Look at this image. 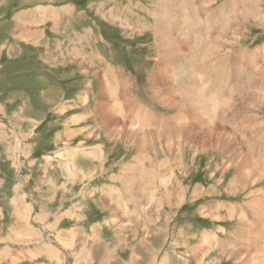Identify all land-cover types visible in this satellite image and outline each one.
Segmentation results:
<instances>
[{
	"label": "rangeland",
	"instance_id": "374dc122",
	"mask_svg": "<svg viewBox=\"0 0 264 264\" xmlns=\"http://www.w3.org/2000/svg\"><path fill=\"white\" fill-rule=\"evenodd\" d=\"M162 1L0 0V264H260L261 259L264 264V209L254 204L255 192L264 190V146L258 147L261 141L264 144V86L258 88L244 76L243 92L238 95L246 92L243 99L247 100L241 105L227 91L223 92L227 96L220 95L226 103L229 99L228 109L240 111L242 126L236 127L243 131L238 136L233 130L225 135L227 153L213 149L214 138L202 142L204 150L185 142L177 144L167 135L148 134L134 143L126 139L125 114L117 97H108L105 90L100 96L106 79L110 86L120 82L117 96L130 93L158 117L178 115L175 107L159 103L149 87L159 61L153 13ZM225 1L232 2L230 18L237 17L235 0H186L179 9L191 18L179 28L173 25L181 50L172 56L196 62V85L206 82L202 72L208 77L219 73L223 78V72L231 70L229 62L210 51L202 54L195 45L200 19L208 25L215 23L210 8H219ZM258 4V16L232 19L236 30L222 37V53L233 52L235 57L237 51L253 54L264 47V0ZM37 9L39 14L45 9L49 18L54 17L51 11L58 12L59 23L42 25ZM198 12L201 18L195 19ZM23 13L26 20L35 22L36 27L24 25L32 31L35 28L34 36H18L15 23ZM73 43L80 50L78 56L72 54ZM83 53L94 56L93 72L83 66ZM262 58L239 60L251 75L264 64ZM107 72L105 79L102 74ZM178 72L175 83L181 84L184 72L182 68ZM255 89L263 95L248 98ZM99 98L120 120L116 137H109L100 122ZM202 105L193 114L195 124L202 125L203 116L210 112V105ZM125 110L132 111L130 104ZM137 119L132 111L125 126H135ZM239 141L256 143L254 154L248 155L251 164L244 160V165L232 167L228 153L237 156ZM137 160L145 162L146 177L154 170L159 182H165V192L177 193L151 201L153 189L150 196L144 195L137 187L138 176L129 182L130 196L119 199L114 192L126 170L142 169L130 166ZM158 183L155 191L161 193L164 187ZM135 201L143 213L130 212ZM202 238L208 245L199 254Z\"/></svg>",
	"mask_w": 264,
	"mask_h": 264
},
{
	"label": "bare ground",
	"instance_id": "6f19581e",
	"mask_svg": "<svg viewBox=\"0 0 264 264\" xmlns=\"http://www.w3.org/2000/svg\"><path fill=\"white\" fill-rule=\"evenodd\" d=\"M162 2L163 3L159 4V7L157 8V10L155 12L156 14L153 13L154 14L153 16L155 17L154 34H155L156 42H157V44H155V45H157L159 61H158V64L155 65V68L152 70V74L149 77V79H150L149 87H150L151 91L153 92L154 96L158 99L159 103L161 102L162 104H164V106L166 105L169 108L175 107L178 111V115L175 114V115L170 116V117H166L165 115H160V117H158V113H156L155 111H153L149 107H146V106L139 104L136 101V99H134L130 95V93L124 92L123 96H122V94H121V96H117V93H118L117 88L119 89L120 82H117L116 85L111 82V86H110V84L107 82V79H106L107 75H109V72H107L106 74H102L103 78H104V75L106 76L105 77L106 82L102 86V93L100 91V96L102 98V94L105 90V91H107L108 97H112V96L117 97L116 100H117V102H119L122 109L124 110L123 114H125L124 128L127 129L126 130V137H127L126 139L133 141L134 143H138V141H140V139H144L149 134L150 136L157 137V138H166L168 136L170 139H172L177 144H181L182 142H185V143H188L189 145L192 144L193 146L200 147L199 150H204L205 146L202 144V142H205L207 139L213 140V138H214L215 139L214 142H212L210 140L213 149H218L220 151V153H224L228 150L226 147V143H228L227 142L228 140L225 138V135L227 136L228 131L233 130L232 132H237V134L234 133V135H237V136H238V133L242 134L243 131L240 130L241 128H237L238 127L237 125H241V123L238 119L240 117V111L228 109L227 103H229V99H228V102L226 103V101L224 99H222V97H220V95L221 96L226 95V94H223V92L227 91L231 95H233L231 97H233L234 99L239 98L238 93L243 92L242 88L244 86L243 85V77L244 76L246 77L247 82H251L254 85H258V88L261 86L262 87L264 86V64L260 65L258 67V70H257L258 72H253V74L250 75L251 71L250 72L246 71L243 68L242 64L240 63L241 59L239 60V58H243V57H249V58L252 57L253 58L256 56L257 58H262L261 52L262 51L264 52V47L262 49L255 50L254 51L255 54L254 53L252 54L249 51H243V50L237 51L235 53V57H237V58H235L232 55L233 52H231V53H229V51L227 53L221 52L222 46H223L222 37L227 36V33L229 31L236 30V29H233L234 26H232L233 25V23H232L233 18H236L238 20L240 17H242L244 19H247V18L249 19V18H252L251 16H255V15L258 16V14H259L258 0H235L234 2L239 5V13L237 14V17L232 15L230 18L231 11H232L231 7L229 6L232 3L230 1H225L222 4V6H220L219 8H216V9L210 8L209 14L213 17L212 19L215 22L212 25H208L207 21H205L204 23L200 22L202 20L200 19L201 15L199 12H198L197 16H195V15L193 16L195 19H200V21L197 24L198 29H197V34H196L195 45L200 49L201 53L204 54V53L210 51L211 53H214V55H216L220 60H223L225 62H229L230 66H231L230 67L231 70L226 69L227 72H223V78L219 73H211V76L208 77L206 74L207 72H202L203 80L206 79V82L205 83L203 82L202 85H196V80L198 78H197V75L194 74V73H196L194 71L195 67H196L195 61L192 64H190L189 62H186L183 59V56H180V57L172 56L173 54H176L181 50V45L179 43L180 39L178 36H176V34H175L176 28H174L173 25H175L177 28H179L180 25L183 24V22H187L191 18V16L188 17V15L185 11L179 9L184 5L186 0H177L176 3H175V0H163ZM204 2H206V0H204ZM200 8L202 10V7H200ZM200 8L197 7V9L199 11H201ZM159 11L161 13L157 14ZM175 11L181 12L182 16L177 18L176 17L177 14L174 13ZM201 12H203V11H201ZM29 13L32 15V12H29ZM50 13L54 17L49 18L50 16L48 15V13L41 11L39 14L38 21L41 22L42 24H47L49 21H51L53 23V25L56 26V23H59L58 21L56 22V19H55V16L56 17L58 16V14H57L58 12L52 13V11H51ZM24 14L25 13L21 14L20 17L17 19V22L15 23L16 24L15 29L20 30L19 31L20 33L18 36L19 37H21L23 35L34 36L33 34L35 32L34 31L35 28L32 31V29L29 30L28 27L25 28L24 25L25 24L28 25L30 23V24H33L35 26V22L30 21L29 18H28V20H26L24 17ZM30 14L27 16H30ZM113 18L116 19L114 16H113ZM228 18H230V19L228 20ZM235 22H236V20H235ZM176 23H177V25H176ZM122 24L123 23H121V26H122ZM204 24L205 25L207 24V25L204 27ZM22 26H24V27H22ZM201 29H205V30H203V31H205L204 35H200L199 32ZM211 30H212L213 34L211 36H209L208 33L211 32ZM18 36H15V37H18ZM76 36H77V38H79L78 35H76ZM208 36H209V38H208ZM219 38L221 40L220 43H218ZM198 39H199V41L202 40L201 43L198 41ZM225 39H227V38H225ZM189 45H190L189 42H187L185 44V46H189ZM72 49H73V52H72L73 55L78 56L80 54L79 48L75 47L74 43H73ZM69 50H70V48H69ZM93 58H94V56H92L90 58L86 53L84 54L82 63H83V66L87 68V72H93V70L96 69L95 65L92 66V64H93L92 59ZM244 59H246V58H244ZM262 59H264V58H262ZM247 61H248V59H247ZM190 66H191L192 71L190 70ZM166 67H168L169 69H167ZM171 67H174V68H171ZM254 67H256V66H254ZM179 68H182V72H184L183 83H181V84L175 83V80L178 79V77L180 75L178 72ZM182 72H180V73H182ZM210 81H215L216 84L212 85V83ZM223 82H224V88H223ZM105 84H106V87H105ZM162 85H163V87H162ZM161 87H162V89L160 90ZM247 88H251V87L247 86ZM130 91H131V86H130ZM254 92H255V94L251 97H248V98L252 99V97H254L256 99V98H259L263 95V93H261V92L257 93V89H255ZM244 94L237 100L238 101L237 105H241L242 101L247 100V98L243 99ZM101 98H99V101H98L99 105L97 104V115L101 119L100 120L98 118V120H100V122L103 124L104 128L108 131L107 133H108L109 137L110 136L116 137L120 133V128H117L118 127L117 124L120 123V120L117 119L114 115H112L111 112H109L105 103L101 102ZM219 101L223 102V103H221L220 106L217 105V102L219 103ZM128 104H130V107H131L132 111L134 112V117L138 118L139 121L137 122V124L135 126L129 125V127L127 128L125 125L127 124V120L130 118V115L132 112V111L126 112L127 110H125V107ZM198 104H203L202 105L203 107H205L206 105L211 106V109L209 110L210 112H208L209 113L208 117L203 116L204 121H203L202 125H199L197 123L195 124L194 122H192L194 120L193 114H197L196 110L198 112V108H196V106ZM202 106H200V107H202ZM213 108H215V109H213ZM237 108H238V106H237ZM114 109L116 110V108H114ZM222 118H226V120H223V121L228 123V126L231 125L234 129H230L226 124L224 125L222 123L223 121H221ZM206 123H207V125L205 126ZM215 124L219 125V127L218 126L215 127ZM262 142L263 141L260 142L258 147L261 148L262 145L264 146V144H262ZM185 143H184V145H185ZM255 144L256 143H241L240 141L237 142V146H236L238 149V154H236L237 156H235L231 153H228V155H231V159L229 162L232 164V167L236 166L238 164H243L244 160L246 162L248 161L251 164V158L249 159L248 155L254 154L252 152H254ZM139 145H140V143H139ZM167 148H169V147H167ZM169 150H170V148H169ZM229 150H231V149H229ZM192 159H193V157H192ZM257 160L256 161L254 160V162L257 163ZM143 162L144 161L137 160L134 162V164L130 165V166L137 165L138 167L142 168V169H140V171L134 172V171H131V169H127L126 170L127 172L124 173V177H123L124 179L122 180L123 183L121 185H119L118 189L114 192V194L118 195L119 199L121 198L122 195H125L128 197L130 196V193L128 190L129 186H130L129 182H130L131 178H133V180H137L138 176H139L138 180L141 182L139 184H137V187L138 188L141 187L140 190L142 191V193L144 195L148 196L150 194L149 190L153 189L151 192V198H150L151 201H160L162 197H167L169 194H176L177 193V191L165 192V182L161 181V180L159 182L157 174L154 173V170L152 171V173L150 175L147 174V177H146L145 176L146 174L144 175V173L142 172L145 169V168L143 169ZM223 163H224V161H223ZM144 164H145V162H144ZM227 166H229V165H227ZM249 174H250V172H249ZM158 182L160 184L162 183L161 185H162V187H164V191L161 193L155 191L156 189L159 188L156 186L157 185L156 183H158ZM159 183H158V185H159ZM263 191H264L263 189L262 190L259 189L257 192H255L258 199L254 204L256 205L257 208H260V209H264L263 207L261 208L262 202H264V198H263L264 196L263 197L260 196V194ZM179 193L182 194L183 192H179ZM207 194H209V193H207ZM262 194L264 195V193H262ZM108 198H110L112 200L111 197L108 196ZM102 199L104 201L108 200L107 197H104V196ZM146 200H147V198H146ZM134 203H136V205L134 206V208L132 207L133 208L132 210L128 208L129 210H131L130 212L131 213H143L144 211L139 208V206L137 205L138 204L137 201H135ZM209 207H210V205H209ZM126 208L127 207H124V209H126ZM253 208L255 210H257V208H255L254 206H253ZM232 214H230V215H232ZM97 224H99V223H97ZM261 227H263V226L261 225L258 228H261ZM255 228L257 229V227H255ZM261 230H262V228H261ZM260 232H262V231H260ZM69 234H72V233H69ZM259 239L262 241L261 238H259ZM263 240H264V238H263ZM201 243H200L201 247L199 248V254H200V252H203L205 250L206 246L208 245L205 238H202ZM153 245H154V243H153ZM247 247H248V245H247ZM253 250H254V247H253ZM256 253H257L258 257L260 258L259 253L258 252H256ZM55 256H56V254H55ZM135 260H137V259H135ZM258 261H259V259H258ZM260 262L262 263V259Z\"/></svg>",
	"mask_w": 264,
	"mask_h": 264
},
{
	"label": "crops",
	"instance_id": "0c3cea01",
	"mask_svg": "<svg viewBox=\"0 0 264 264\" xmlns=\"http://www.w3.org/2000/svg\"><path fill=\"white\" fill-rule=\"evenodd\" d=\"M20 1H23V0H20ZM25 1V0H24ZM45 8H48V7H45ZM42 11H45V9H41ZM41 10H40V12H41ZM22 12V11H21ZM36 12L39 14V10L37 9L36 10ZM19 15V14H18ZM14 17V16H13ZM43 25V24H42ZM34 26V25H33ZM20 31V30H19ZM20 32H18V34H19ZM1 55H2V53H1ZM2 57H3V55H2Z\"/></svg>",
	"mask_w": 264,
	"mask_h": 264
}]
</instances>
